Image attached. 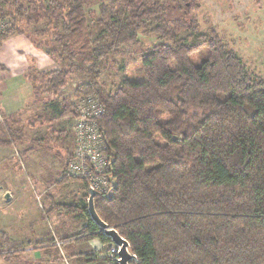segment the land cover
Returning <instances> with one entry per match:
<instances>
[{"label":"trees","instance_id":"16d2710c","mask_svg":"<svg viewBox=\"0 0 264 264\" xmlns=\"http://www.w3.org/2000/svg\"><path fill=\"white\" fill-rule=\"evenodd\" d=\"M192 2L0 0V19L12 21L0 45L22 34L37 49L49 48L58 69L27 74L35 99L41 89L57 95L71 73L88 77L85 93L95 92L104 106L98 122L116 183L112 196L96 194L94 205L128 242L135 255L129 264H264V78L249 75L215 34L177 37L196 30ZM32 24L43 27L31 31ZM139 33L171 43L143 45ZM130 46L143 78H124L110 91L99 69ZM201 47L207 55L196 65L189 56ZM80 91L75 98L86 95ZM63 104L55 112L74 117L72 103ZM20 130L4 119L0 145H12ZM62 173L59 181L71 179ZM83 204L87 222L77 235L110 244ZM13 248L22 252L19 242Z\"/></svg>","mask_w":264,"mask_h":264},{"label":"rangeland","instance_id":"374dc122","mask_svg":"<svg viewBox=\"0 0 264 264\" xmlns=\"http://www.w3.org/2000/svg\"><path fill=\"white\" fill-rule=\"evenodd\" d=\"M93 8L95 10V5ZM188 12L196 21V30L178 31L179 39L188 41L195 39L196 32L205 35L215 34L227 50L241 59L249 75L264 78V0H193ZM88 20L93 27V21ZM8 21L12 24L9 18ZM42 27L43 24H32L29 26V30L34 31ZM93 30L95 31L94 28ZM138 37L139 42L143 45L160 42L171 43L168 38L161 39L151 33H139ZM34 38L37 43L44 44L45 42V38L41 36ZM134 48L131 47L130 50L123 53L114 54L100 67L98 81L105 84L110 91L118 86L124 78H143L141 61L133 53ZM139 48H141L140 45L137 49ZM44 49L49 51L48 47ZM206 55L207 49L201 47L199 51L192 53L189 59L198 65ZM30 66L32 67V65ZM89 66L90 64H86V67ZM87 84H89L87 76L71 73L57 95H53L47 89H41L38 99H34L32 105L21 114L22 121L30 116L35 120L33 124H30L29 120V123H23L20 130L21 136L19 139H10L11 142H14L8 146L5 156L0 161V184L4 188H10L15 196V199L8 205L3 204L2 195L0 196V264H61L57 259H36L33 254H29V251L35 247L52 249L55 247L53 238L40 239V241L30 243L15 241L12 236L13 221L11 217L7 221L9 216L3 217L5 212L2 210L13 211V209L16 210L17 207L25 205L30 209L32 215L34 206L38 207L36 194L41 191H45L44 195L47 192L54 194L64 184L73 183L75 179L59 180L63 176L64 164H66L74 146L70 130L74 117L73 114H68L70 119L64 120L55 112L53 106L56 105L62 109L63 103L68 102L73 105L76 91L81 89L80 93L84 94ZM39 197L41 204L47 205L44 207V215H48V197L45 198L43 195ZM87 197L88 193L84 197L86 203ZM64 204L69 205L71 202L66 201ZM18 212L20 211L16 213ZM69 214L74 215L75 212ZM40 220L44 219L40 218ZM44 222L49 224L46 219ZM69 222V234L61 237L64 241L63 244L67 246L77 241V234L84 227L79 225L81 220L76 216ZM15 242L21 243L19 250L22 252L15 251L18 249L13 248Z\"/></svg>","mask_w":264,"mask_h":264},{"label":"crops","instance_id":"0c3cea01","mask_svg":"<svg viewBox=\"0 0 264 264\" xmlns=\"http://www.w3.org/2000/svg\"><path fill=\"white\" fill-rule=\"evenodd\" d=\"M55 69H58L57 63L45 51L34 47L24 35H12L3 40L0 45V123H4V119L8 120L9 125L23 126V123H27L31 116L22 121L21 114L32 105L35 99L32 82L27 74L33 71L39 73ZM63 119L67 120L70 118L65 117ZM70 130L73 135L72 127ZM7 148L8 146L0 145V161L5 156ZM44 193L45 191H41L36 194L35 198L38 200V207L34 206L32 215L30 214V209L25 205H21L20 208L17 207L13 211L2 210L5 212L3 217L9 216L7 221L10 220V217L13 221L12 236L15 241L30 243L32 241H40V239L53 238L55 247L52 249H38L35 247L29 251V254H33L36 259H57L61 264H118L115 258L108 255L109 246L114 245L112 243H102L96 238L84 240L81 239V236H77V241L72 242L70 246L63 244L62 238L69 234V221L74 216L81 220L79 224L81 227L86 225L87 216L82 210L83 203L87 207L84 197L88 193V187L85 182L73 180V183L70 185L64 184L54 194L47 192L44 195ZM40 195L45 198L48 197V215H44V207H47V205L41 204L39 201ZM0 196L3 204L6 205L15 199L13 191L10 188H4L1 184ZM66 201L78 205V210L75 211L74 215L55 207V204H64ZM17 211L20 212L16 213ZM40 218L46 219L49 224L47 225ZM24 253H27V251H24ZM104 256H107L110 261H103L102 258Z\"/></svg>","mask_w":264,"mask_h":264},{"label":"built area","instance_id":"2783aa9c","mask_svg":"<svg viewBox=\"0 0 264 264\" xmlns=\"http://www.w3.org/2000/svg\"><path fill=\"white\" fill-rule=\"evenodd\" d=\"M9 27L7 19H0V32ZM73 106L76 111L72 125L74 146L66 161L64 174L85 182L96 194L106 195L113 191L111 184L114 179L111 174L113 155L107 150L98 122L104 106L95 92L74 98ZM116 254L117 247L109 246L108 255L116 260Z\"/></svg>","mask_w":264,"mask_h":264},{"label":"water","instance_id":"95a60500","mask_svg":"<svg viewBox=\"0 0 264 264\" xmlns=\"http://www.w3.org/2000/svg\"><path fill=\"white\" fill-rule=\"evenodd\" d=\"M116 188L115 181L111 184V189ZM96 191L93 188H88V197H87V212L90 219L99 227L101 232L106 235L112 244L117 247L116 262L118 264H129V262L135 259V255L129 251L128 242L114 229L109 227L106 222H104L97 214L95 205H94V196ZM106 198L112 196V192H108L104 195Z\"/></svg>","mask_w":264,"mask_h":264}]
</instances>
